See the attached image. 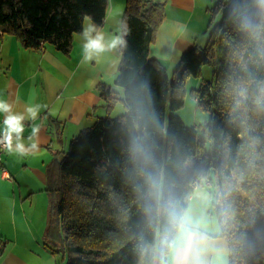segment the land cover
<instances>
[{"label":"trees","instance_id":"trees-1","mask_svg":"<svg viewBox=\"0 0 264 264\" xmlns=\"http://www.w3.org/2000/svg\"><path fill=\"white\" fill-rule=\"evenodd\" d=\"M110 3L0 0V35L15 36L28 49L49 44L69 54L84 17L101 29ZM226 6L208 44L184 52L170 80L150 57L166 1L127 0L116 80L124 98L101 86L108 110L122 101L126 112L99 118L82 131L48 172V238L67 264H159L155 226L145 210L147 181L158 170L179 187L204 174L231 186L236 227L229 233V264H264V0L223 1L214 13ZM205 65L216 69L195 91L200 110L211 114L202 137L179 116L168 119V111L184 106L179 92Z\"/></svg>","mask_w":264,"mask_h":264},{"label":"crops","instance_id":"crops-1","mask_svg":"<svg viewBox=\"0 0 264 264\" xmlns=\"http://www.w3.org/2000/svg\"><path fill=\"white\" fill-rule=\"evenodd\" d=\"M160 1H166V13L150 57L169 72L184 52L208 44L214 12L224 0ZM126 6L127 0H111L99 29L106 40L122 36ZM84 43L82 33L77 34L71 52L65 54L49 44L41 51L28 49L15 36L0 35V100L9 103L13 113L24 115L21 142L28 150L24 155L7 151L6 173L0 166V235L8 240L0 264H59L61 255L53 253V238H48L53 203L48 191L50 166L99 118L116 117L119 105L108 110L101 97L102 85L124 96L116 87L122 45L85 61ZM36 105L39 111L32 119L26 109ZM121 110L126 112L124 106ZM6 115L0 113L1 132ZM33 127L39 129L35 136ZM33 143L38 145L34 150ZM227 259L230 263V255Z\"/></svg>","mask_w":264,"mask_h":264},{"label":"clouds","instance_id":"clouds-1","mask_svg":"<svg viewBox=\"0 0 264 264\" xmlns=\"http://www.w3.org/2000/svg\"><path fill=\"white\" fill-rule=\"evenodd\" d=\"M83 55L90 61L124 43L122 36L106 40L104 33L84 17ZM39 105L29 106L27 114L36 119ZM0 113L7 114L3 121L0 143L9 152L21 155L28 151L22 141L24 115L15 114L12 106L0 100ZM39 129L33 127L35 136ZM15 138V147L13 139ZM36 143L31 145L34 150ZM233 178L236 179L235 175ZM242 178L237 180V184ZM146 212L155 226L156 248L160 250L159 264H229L227 247L229 233L236 227V210L228 202L229 185L218 184L212 174L187 178L183 187L162 170L148 178Z\"/></svg>","mask_w":264,"mask_h":264},{"label":"rangeland","instance_id":"rangeland-1","mask_svg":"<svg viewBox=\"0 0 264 264\" xmlns=\"http://www.w3.org/2000/svg\"><path fill=\"white\" fill-rule=\"evenodd\" d=\"M226 10H227V6L223 9V11H220L219 13L215 14L216 17H214L211 24L213 29L217 28V26L221 24L223 20L224 12H226ZM181 60L182 58L176 65H173V67H171V69L169 70L168 76L170 80L174 79L176 69L180 65ZM215 69L216 67L213 65H205L202 69V74L200 77L188 78L185 87L182 89L181 92H179V94L181 93V95L185 100L184 106L175 112H172L170 110L168 111V119L171 114L179 116L188 128H196L200 136L202 137H207L208 135V124L211 118V114L200 110V108L197 105L195 91L201 86V84L204 81H211L213 79L215 74ZM122 98H124V96H122ZM122 104H123L122 102H118V104H116V106L119 105L117 110L114 112V115L116 117H119L124 114L122 113L121 110V108L124 106V104L123 105ZM60 262L62 264H67V260H64L63 256H60L58 258V263L60 264Z\"/></svg>","mask_w":264,"mask_h":264},{"label":"built area","instance_id":"built-area-1","mask_svg":"<svg viewBox=\"0 0 264 264\" xmlns=\"http://www.w3.org/2000/svg\"><path fill=\"white\" fill-rule=\"evenodd\" d=\"M234 0H224L225 3H230V2H233ZM2 133L0 131V139H2ZM15 139V138H14ZM14 139H13V142H14ZM8 150L6 149V147L4 146V144L0 143V166L3 168V160H4V155L6 154ZM3 171L4 173H6V170L5 168H3ZM6 178L7 179H11L10 175H7L6 174Z\"/></svg>","mask_w":264,"mask_h":264}]
</instances>
